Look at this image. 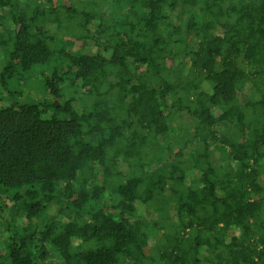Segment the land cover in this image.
<instances>
[{"label":"trees","instance_id":"16d2710c","mask_svg":"<svg viewBox=\"0 0 264 264\" xmlns=\"http://www.w3.org/2000/svg\"><path fill=\"white\" fill-rule=\"evenodd\" d=\"M0 239L264 264V0H0Z\"/></svg>","mask_w":264,"mask_h":264},{"label":"rangeland","instance_id":"374dc122","mask_svg":"<svg viewBox=\"0 0 264 264\" xmlns=\"http://www.w3.org/2000/svg\"><path fill=\"white\" fill-rule=\"evenodd\" d=\"M62 101H65L64 99H62ZM75 107L76 108H78L80 105H79V103H78V101H76L75 103ZM227 165V168H228V170H231L232 168H231V166H229L228 164H226ZM122 166H120V168H121ZM11 208H12V204H9V212H11ZM0 241H1V239H0Z\"/></svg>","mask_w":264,"mask_h":264}]
</instances>
